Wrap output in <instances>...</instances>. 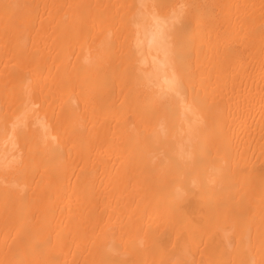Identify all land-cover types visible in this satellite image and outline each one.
<instances>
[{"label": "bare ground", "instance_id": "obj_1", "mask_svg": "<svg viewBox=\"0 0 264 264\" xmlns=\"http://www.w3.org/2000/svg\"><path fill=\"white\" fill-rule=\"evenodd\" d=\"M0 264H264V0H0Z\"/></svg>", "mask_w": 264, "mask_h": 264}]
</instances>
